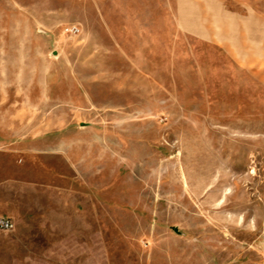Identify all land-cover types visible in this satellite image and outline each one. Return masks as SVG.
I'll return each mask as SVG.
<instances>
[{"label":"rangeland","instance_id":"374dc122","mask_svg":"<svg viewBox=\"0 0 264 264\" xmlns=\"http://www.w3.org/2000/svg\"><path fill=\"white\" fill-rule=\"evenodd\" d=\"M0 218V264H264V0H0Z\"/></svg>","mask_w":264,"mask_h":264},{"label":"built area","instance_id":"2783aa9c","mask_svg":"<svg viewBox=\"0 0 264 264\" xmlns=\"http://www.w3.org/2000/svg\"><path fill=\"white\" fill-rule=\"evenodd\" d=\"M66 33L76 35L79 33V29L77 27H70L65 30ZM14 223L9 218H0V230L9 232L14 229Z\"/></svg>","mask_w":264,"mask_h":264}]
</instances>
